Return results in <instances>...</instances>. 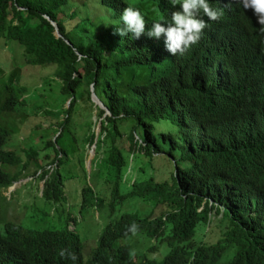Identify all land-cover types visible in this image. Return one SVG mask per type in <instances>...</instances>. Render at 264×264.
<instances>
[{"label":"trees","instance_id":"16d2710c","mask_svg":"<svg viewBox=\"0 0 264 264\" xmlns=\"http://www.w3.org/2000/svg\"><path fill=\"white\" fill-rule=\"evenodd\" d=\"M102 4L109 6L111 18L117 16L113 0H0V37L5 45L13 40L21 47L7 44L18 49L21 59L19 64L13 63L14 68L6 71L3 67L6 62L0 58V144L17 129L28 140L23 145L26 163L6 176L4 184L33 166V170L39 168L38 176L42 178L48 170L44 168L48 159L57 165L61 161L81 164L82 159L75 158L78 147L71 124L76 98L85 99L96 117H102L95 148L106 146L104 137L110 139L103 148L108 153L103 172L105 181L114 183L111 202L117 204L133 195L166 204L167 222L175 238L171 246L174 248L163 264H183L188 248L194 254L192 264H217L219 258H224L221 264H264V120L251 119L245 123L240 104L241 92L258 96L264 93L242 74L237 56L228 58L231 75L208 92L178 81L162 80L164 85L155 84V68L146 45L117 40L118 22L103 18ZM80 5L83 9L79 13ZM70 18L73 22L67 26L65 20ZM35 64L52 67L51 80L61 98L58 110L53 107L41 111L42 124L35 121L39 110L32 113L25 109V99L31 94L27 88L33 84L32 80L30 85L23 83L21 74L15 71L22 65L33 67ZM47 77L40 79V85L49 90L51 83ZM90 85L106 110L90 100ZM175 92L176 97L171 98ZM208 110L210 115L215 114L223 121L240 119L238 134L228 144V149L237 157L231 162L220 144L207 147L206 138L211 134L202 127L199 112L207 116ZM183 116L187 117L183 128L188 127L189 118L199 132L154 128V121L161 119L178 125V118ZM128 118L133 125L128 133L127 149L132 154L137 152L139 161L136 173L132 171L127 176V190L122 193L119 184L125 157L116 146L115 138L120 135L119 123ZM84 123L80 139L91 143L94 137L91 120ZM135 127L141 130L136 137ZM38 138L43 140L46 149L40 159ZM158 152L165 153L164 164L163 160L154 162ZM9 157L6 161L19 165L16 152L11 151ZM140 172L147 174L137 179L135 174ZM61 180L55 169L52 177L44 181L42 197L54 200L52 205L63 197ZM60 203L61 208H56L54 214L62 216L83 210L79 204ZM200 226L216 231L218 238L212 243L194 241ZM18 230L11 228L0 234V264H37L6 242L12 237L19 245L34 248L46 229ZM108 230L110 227L105 226L101 234L104 231L109 234ZM70 235L60 229L57 233H47V238L52 241L59 237L67 245ZM70 245L75 247L73 243Z\"/></svg>","mask_w":264,"mask_h":264},{"label":"clouds","instance_id":"9594fccd","mask_svg":"<svg viewBox=\"0 0 264 264\" xmlns=\"http://www.w3.org/2000/svg\"><path fill=\"white\" fill-rule=\"evenodd\" d=\"M113 1L116 4L117 16L111 18L109 6L102 4L100 10L103 11V18L111 22L117 20L118 25L115 27L117 40L124 43L146 45L155 68V84L164 85L162 80L178 81L187 86L204 88L208 92L217 84L222 85L225 78L231 75L228 58L237 56L242 74L251 79L257 89L264 93V0ZM176 95L177 92L172 93L171 98ZM93 104L95 103L93 102ZM240 104L245 116V123L251 119L264 120V95L258 96L241 92ZM100 108L106 110L105 106ZM207 112V116L199 112V116L202 118V127L211 134L210 138H206L207 147L212 143L220 144L228 161L235 160L237 157L231 149H228V144L238 134L240 119L223 121L215 114L210 115V110ZM101 118L100 116L94 120L95 136L98 135ZM186 118V116L178 118L179 129L194 134L196 130L199 132L198 127L192 124L189 118L187 120L188 127L183 128ZM16 132L8 134L5 141L0 144V193L7 195L18 182L34 180L38 193L42 195L45 179L52 177L53 171L58 166L55 162H49L50 159L44 163V168H48V170L42 178L38 176L39 168L33 170V166L23 174L17 175L9 183L4 184L6 176L20 170L26 163L23 159L25 154L23 145L28 140L21 145L18 144L17 134L20 130L17 129ZM136 133L135 137L139 135ZM120 136L121 133L118 137ZM86 142L83 141V143ZM37 143L38 146L44 144L43 140L39 138ZM87 144L89 147L87 154L86 146L82 147L80 154V159H82L81 164L79 163L82 170L79 181L80 199L74 202L67 198L62 176L63 197L60 199L65 204L74 203L82 205L83 208L90 207L97 218L100 215L107 216V220L101 225L92 240L88 241L85 249H83L76 225V222L81 219L80 213L77 215L67 214L65 223L59 228H34L22 222L21 216L25 212V207L10 206L5 212L6 216L2 219L0 234L11 228H17L18 231L23 228H33L37 231L46 229L34 248L19 245V241L12 237L6 242L17 253L26 255L37 264H163L174 248L171 246L175 238V232L167 222L166 204L150 199L134 206L132 210H122L114 214L117 204L125 203V200L117 204L111 202L114 183L104 179L99 187H92L85 181L86 176L90 177L91 172L95 176L104 173L103 170L106 168L104 163L107 161L108 153H105L103 148L108 146V142L105 141L106 146L100 148H95L94 139ZM115 144L118 147L117 141ZM42 147L45 146L42 145ZM11 151L16 152L19 156L18 166L11 164V161H6L10 159ZM85 155L87 157L86 164L84 163ZM41 157L43 154L38 159ZM83 165L85 168L82 167ZM127 176L122 174L121 177L123 185L120 187V191L122 193L127 190L126 186L129 182ZM141 200L139 198V202ZM60 201L57 200L51 208L56 209L59 208V205L62 206ZM142 206H144V210ZM28 221L35 223L38 219L30 217ZM105 226L111 229L108 230L109 234L107 235L105 234L106 230L101 234ZM60 229H65L67 233L72 234L70 237L68 236L67 245L66 241L61 242L59 237L52 241L47 238V233H57V230ZM208 229L209 227L206 226L205 230ZM217 238L218 233L213 240L202 238L193 240L212 243ZM70 243H73L75 247ZM188 251L183 264H192L193 262L194 254L189 248ZM224 262V258L217 260V264Z\"/></svg>","mask_w":264,"mask_h":264},{"label":"rangeland","instance_id":"374dc122","mask_svg":"<svg viewBox=\"0 0 264 264\" xmlns=\"http://www.w3.org/2000/svg\"><path fill=\"white\" fill-rule=\"evenodd\" d=\"M76 1V0H75ZM83 9V6L80 5L78 12L80 13ZM73 22V19H66L65 23L67 26H70V24ZM7 44H16L19 46L16 42L13 40L8 41L5 45V42L0 37V58H2L3 61L6 62L5 67L6 71L13 66V63L19 64L21 59L18 55V49L16 47L9 48V45ZM20 47V46H19ZM21 48V47H20ZM15 66H13L14 68ZM18 71L21 80H24L23 83H27L30 85L32 80V85L27 88L28 91H31L30 96L26 97L25 99V109L29 110L33 113L34 110L37 111L38 114L41 113L42 110H47L49 108H55L59 109L61 104V98L59 93L56 90L55 82L51 80L52 76V67L51 66H40L38 64H35V66L31 67L28 65H22L21 68H15V71ZM47 77V81L51 83V87L49 90L45 88L44 86H41L40 79L44 76ZM50 77V79H49ZM43 80V78H42ZM34 81V82H33ZM38 85V86H37ZM37 86V87H36ZM82 86H80L81 88ZM90 97V95H89ZM74 102L73 109L75 110L72 116V124H71V130L72 133L75 135L76 138V145L78 148L75 149V158H80V154L82 153V147L86 146V154L88 152L87 142L83 143L80 139V135L82 131L85 129L84 121L89 119L91 120L90 128L93 130V124L94 120H97V117L95 115V112L91 106H89V102L85 101V99H80V101ZM91 100V98H90ZM36 104H39L40 107H35ZM53 114V113H52ZM50 114V116H52ZM41 116L43 115H37L35 116L36 119L39 122V124H42ZM53 116H56L53 114ZM49 123L50 120L48 119ZM29 121H26V124L28 125ZM155 130L159 131L160 129L169 130L171 132H175L180 130L177 124H171L167 123L164 120H157L153 122ZM133 125V122L131 119H126L122 123H119L118 130L121 133V136H116L115 142L117 141L119 143L118 148L119 151L124 155L125 157V169L123 170V175H128L129 172L133 174L132 171L136 173V165L139 161L137 158V152L131 153L130 150L128 151V133L129 130H131ZM42 127V126H41ZM40 131L44 132L45 128H39ZM134 131H136L138 134L140 133V127H135ZM135 132V133H136ZM136 133V134H137ZM137 134V135H138ZM18 137V144H23L27 138H23L19 133L17 134ZM95 131H94V137L95 140ZM109 143V137H106L104 139ZM40 147V154H43L46 149L45 147H42V145H39ZM165 148V144L163 143V149ZM85 154V153H84ZM83 154V155H84ZM156 154V153H155ZM164 152H158L153 158L155 159L154 162H158L160 160H163L164 164ZM87 157L85 155L84 163L86 164ZM66 163V164H65ZM168 166V165H167ZM82 167L85 168V165ZM58 173L63 177V183L66 188V196L70 199V201H78L80 199V185L79 181L81 180L80 175L82 174V170L79 166V164L75 163V161L71 162H63L58 164L57 166ZM164 169L166 167L164 166ZM167 174V172H164ZM143 174H147L145 172H140L139 174H135L137 179H141L143 177ZM105 174L102 173L100 175L95 176L93 172L90 173V177L86 176L85 181L87 184L91 185L92 187H99V185L104 182ZM123 185V181L120 182L119 187ZM125 203L117 204L114 214L119 213L122 210H132L133 207L136 205H139L140 203H145L146 201H149L150 199H143L141 202H139V198L133 195H128L124 197ZM106 201V200H105ZM10 206H22L25 207V212L22 214L21 219L23 224H26L27 226L34 227V228H42V227H55L59 228L65 223L66 215L67 214H73L77 215V213L74 212H67L64 215L54 214V208L52 207V200H45L41 194L38 193L35 181L34 180H28L26 182L21 181L16 184V186L7 194L2 195L0 193V228L2 224V219L5 217V212ZM61 208V206H58ZM142 209L144 210V206H142ZM81 219L76 222L77 228L80 233V238L82 240L83 249H85L86 245L88 244V241L92 240L93 236L97 234L99 231L101 225L107 220V216L100 215L98 218L95 216V213H93L92 209L90 207H84L81 211ZM30 217H34L38 219L37 222L33 223L28 221ZM208 226H211L210 223ZM217 235V232H210L209 229L206 231L205 227L201 228V226L195 231L194 238H202L206 240H213Z\"/></svg>","mask_w":264,"mask_h":264},{"label":"water","instance_id":"95a60500","mask_svg":"<svg viewBox=\"0 0 264 264\" xmlns=\"http://www.w3.org/2000/svg\"><path fill=\"white\" fill-rule=\"evenodd\" d=\"M52 24L55 26L54 22H52ZM55 33L57 35L56 26H55ZM90 91H91V85H90ZM90 98L95 104L104 108V105L102 104V102L94 95V93L92 91L90 92Z\"/></svg>","mask_w":264,"mask_h":264}]
</instances>
